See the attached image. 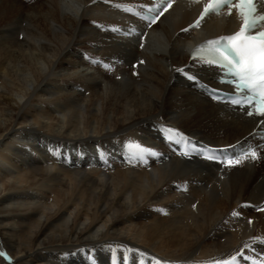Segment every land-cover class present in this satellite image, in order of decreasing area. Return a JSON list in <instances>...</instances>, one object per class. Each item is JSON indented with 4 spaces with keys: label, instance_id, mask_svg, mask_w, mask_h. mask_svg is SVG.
Segmentation results:
<instances>
[{
    "label": "bare ground",
    "instance_id": "obj_1",
    "mask_svg": "<svg viewBox=\"0 0 264 264\" xmlns=\"http://www.w3.org/2000/svg\"><path fill=\"white\" fill-rule=\"evenodd\" d=\"M136 1L0 0V264L264 263V146L226 167L179 155L162 131L257 143L261 117L199 91L216 69L189 59L240 21L184 32L200 4L179 0L121 36ZM130 141L163 155L129 163Z\"/></svg>",
    "mask_w": 264,
    "mask_h": 264
},
{
    "label": "snow or ice",
    "instance_id": "obj_2",
    "mask_svg": "<svg viewBox=\"0 0 264 264\" xmlns=\"http://www.w3.org/2000/svg\"><path fill=\"white\" fill-rule=\"evenodd\" d=\"M176 0H158L153 6L147 8V15L143 17L147 21L148 27L167 12ZM190 3H199L200 0H189ZM231 17L234 13L240 21L238 31L230 35H222L215 39L205 41L193 53L194 59L215 64L221 67L227 75L233 78L234 94L230 97H219L227 100L231 105L238 106L249 116L264 118V0H207L204 4L200 18L190 25L189 28L182 29L188 32L192 28L200 27L201 22L213 15L225 14ZM143 46V45H141ZM105 67H108L105 65ZM182 71V69H178ZM218 97V91L214 98ZM264 124V119L260 120ZM165 139L171 144L175 143L181 148L178 153L184 157H190L193 152L204 155L207 149H197L192 142L179 132L178 129L163 127ZM188 146L189 150H185ZM128 162L133 160L148 163V157H159L163 155L152 148H148L138 142H128ZM207 159H214V156H207ZM256 150L245 149L239 154L238 159H225L220 163L226 167L239 165L246 159H259ZM249 205H244L247 207ZM264 210V209H260ZM232 216H239L240 213L233 211ZM249 223H252L249 220ZM249 247V245H245ZM0 255L4 253L0 252ZM237 255L244 259H250L243 255L241 251ZM125 259H127L125 257ZM154 264H161L154 261ZM213 264H239L237 256L234 255L230 260H215ZM255 264V262H254Z\"/></svg>",
    "mask_w": 264,
    "mask_h": 264
},
{
    "label": "rangeland",
    "instance_id": "obj_3",
    "mask_svg": "<svg viewBox=\"0 0 264 264\" xmlns=\"http://www.w3.org/2000/svg\"><path fill=\"white\" fill-rule=\"evenodd\" d=\"M110 252L112 253V256H114L115 252L113 253V250L110 251ZM4 255H5V253H4ZM111 261H112V262H110V263H108V264H117V263L115 262L114 259H111ZM113 261H114V262H113Z\"/></svg>",
    "mask_w": 264,
    "mask_h": 264
}]
</instances>
